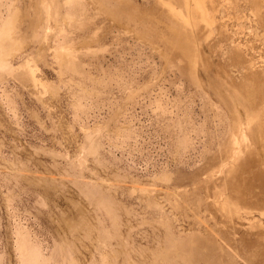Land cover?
Here are the masks:
<instances>
[{"label": "rangeland", "instance_id": "rangeland-1", "mask_svg": "<svg viewBox=\"0 0 264 264\" xmlns=\"http://www.w3.org/2000/svg\"><path fill=\"white\" fill-rule=\"evenodd\" d=\"M0 264H264V0H0Z\"/></svg>", "mask_w": 264, "mask_h": 264}]
</instances>
